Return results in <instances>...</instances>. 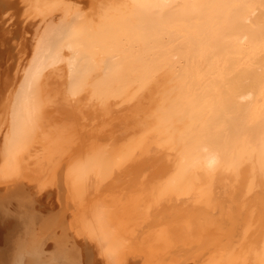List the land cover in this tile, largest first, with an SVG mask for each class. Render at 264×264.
Returning a JSON list of instances; mask_svg holds the SVG:
<instances>
[{"label": "bare ground", "instance_id": "6f19581e", "mask_svg": "<svg viewBox=\"0 0 264 264\" xmlns=\"http://www.w3.org/2000/svg\"><path fill=\"white\" fill-rule=\"evenodd\" d=\"M9 2L0 0V7ZM124 2L129 8L110 29V42L81 39L78 16L67 11L59 15L66 28L49 15L35 30V53L12 93L10 130L0 147V264H94L93 248L105 264L128 257L129 234L107 206L95 207L79 235L64 191L57 192L62 206L61 200L44 211L38 205L29 158L35 147L26 146L40 116L41 72L63 62L74 89L80 78L92 82L93 93L106 85L117 101H135L131 109L145 121L138 140L128 131L126 145L94 147L73 165L65 173L71 189L81 191L95 169L111 174L110 191L124 183L133 192L142 181L152 190L155 179H164L160 189L169 197L197 188L207 197L213 190L216 210L197 218L198 241L179 245L180 264L201 248H228L237 239L243 254L229 264H264V0ZM78 23L88 35L101 25ZM63 33L72 40L61 41ZM155 147L160 154L150 156Z\"/></svg>", "mask_w": 264, "mask_h": 264}, {"label": "rangeland", "instance_id": "374dc122", "mask_svg": "<svg viewBox=\"0 0 264 264\" xmlns=\"http://www.w3.org/2000/svg\"><path fill=\"white\" fill-rule=\"evenodd\" d=\"M11 1L6 8L0 7V147H3L4 138L10 130L12 93L17 91L24 71L32 61L37 44L35 30L44 28L45 18L53 15L58 18L56 22L61 23V29H64L69 22L62 20L59 15L67 11L69 16H78L74 18V25L80 30L81 39L104 36L106 42H110V29L116 28L119 17L129 8L124 0ZM99 15L102 17L97 18ZM83 18L97 20L101 25L90 27L88 35L87 30L82 31L78 23V19ZM59 38H62L61 41L72 40L65 33ZM66 66V62L49 64L41 72L40 116L26 146L35 147L29 158L32 167L30 173L36 180L32 174L30 178L35 180L33 188L40 209H52L59 200L61 206L62 199L67 201L74 231L82 235L86 230L85 223L94 220V210L105 205L115 212L124 225V233L129 234L124 249L128 257L124 258L123 264H180L183 257L178 255L177 248L181 244L191 245L198 241L197 218L202 220L204 214L208 213L206 211L216 210L217 192L212 190L206 197L197 188L169 197L160 189L164 179H155L149 191L142 186L143 181L133 192L124 183L115 191H110L107 187L111 183V174L101 177L95 169L89 172L88 184H84L81 191L71 189L65 173L68 174L73 165L92 155L94 147L115 149L126 145L131 136L127 135L128 131L134 132L132 135L138 140V134L142 132L140 126L145 121L131 109L130 105L135 101L126 104L117 101V98L108 94L106 85L102 87V93H93L90 91L92 82L80 78L81 84H77L74 89L71 86L74 79L67 78ZM108 103L112 105L111 109ZM160 149L155 147L150 156H155L156 152L159 155ZM152 168L154 170L157 167L154 165ZM82 180H86V177ZM61 190L65 193L62 199L57 193ZM226 208L227 211L231 210L230 202ZM227 213L224 216L230 217V212ZM239 243L237 239L234 245L221 249L216 247L211 252L201 248L187 256L185 264L237 262L243 254ZM89 255L97 259L93 261L94 264H105L100 261L94 248Z\"/></svg>", "mask_w": 264, "mask_h": 264}]
</instances>
